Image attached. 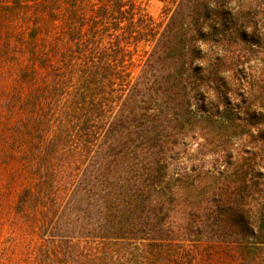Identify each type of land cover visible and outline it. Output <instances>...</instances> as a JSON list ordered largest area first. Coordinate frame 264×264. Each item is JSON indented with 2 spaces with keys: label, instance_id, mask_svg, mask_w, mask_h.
<instances>
[{
  "label": "trees",
  "instance_id": "trees-1",
  "mask_svg": "<svg viewBox=\"0 0 264 264\" xmlns=\"http://www.w3.org/2000/svg\"><path fill=\"white\" fill-rule=\"evenodd\" d=\"M164 1L0 0V264H264V130L221 79L264 0Z\"/></svg>",
  "mask_w": 264,
  "mask_h": 264
},
{
  "label": "rangeland",
  "instance_id": "rangeland-1",
  "mask_svg": "<svg viewBox=\"0 0 264 264\" xmlns=\"http://www.w3.org/2000/svg\"><path fill=\"white\" fill-rule=\"evenodd\" d=\"M148 7V11L154 17H160L165 8L164 0H143ZM169 1V0H166ZM260 8L264 10L263 6L260 5ZM263 29V21L256 18L250 25L244 23L240 27L239 32L244 31L249 35H259ZM233 31V28H228L227 33ZM225 50L228 47L235 51H239L241 56L245 57L241 60V64L238 65L237 69L229 67L227 71L221 75L222 81L226 84L225 96L230 105L237 107L242 117L247 122V130L253 131L257 134L259 131L264 130V37H259L258 44L251 42H245L241 38L238 39V42L235 45L231 46V43L224 42ZM213 41L210 42V50L208 51L207 59H214L216 54V48ZM249 48L255 51L252 53V60L245 62L246 58L249 56ZM216 95V94H215ZM214 95V96H215ZM199 134V133H198ZM198 139H201V136H198ZM248 138L245 136L242 140L237 141V145L242 147L243 144L247 143ZM197 144L194 142L193 149L185 155L184 163L186 165H191L194 163H199V160L202 158L203 154H207L206 158L207 166L214 167L216 162L214 161L215 155L213 151H216V147L206 144V147H202L201 144H204L205 140H200ZM257 145V146H256ZM261 141L253 144V146L258 147V152H261ZM222 167L221 169H223ZM257 172H263V169L258 167ZM264 185V179L261 182Z\"/></svg>",
  "mask_w": 264,
  "mask_h": 264
}]
</instances>
